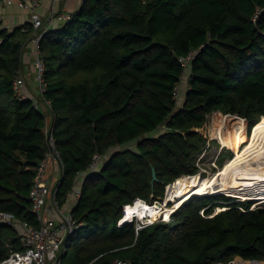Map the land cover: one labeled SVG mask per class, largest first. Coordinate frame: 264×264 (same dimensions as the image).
I'll list each match as a JSON object with an SVG mask.
<instances>
[{
	"label": "trees",
	"instance_id": "16d2710c",
	"mask_svg": "<svg viewBox=\"0 0 264 264\" xmlns=\"http://www.w3.org/2000/svg\"><path fill=\"white\" fill-rule=\"evenodd\" d=\"M33 35L31 23L0 28V211L39 226L29 195L51 136L61 207L83 178L71 207L82 224L62 264H264V207L252 201L194 195L169 219L119 225L126 205L162 200L167 185L199 173L209 114L245 118L249 135L264 116V0H84L40 41L36 99L14 90ZM95 154L104 161L92 170ZM20 232L0 223V262L23 249Z\"/></svg>",
	"mask_w": 264,
	"mask_h": 264
},
{
	"label": "built area",
	"instance_id": "2783aa9c",
	"mask_svg": "<svg viewBox=\"0 0 264 264\" xmlns=\"http://www.w3.org/2000/svg\"><path fill=\"white\" fill-rule=\"evenodd\" d=\"M16 4L19 8L30 13V23L34 30V35L31 40L35 46L37 83L39 91L42 93L45 91V83L42 77L45 71V64L40 50V41L50 26L53 27L58 21L65 22L70 20L72 13L65 14L53 11L46 22L39 13V7L41 6L40 0H18ZM259 12L260 11L255 15L254 20H257ZM196 54L197 50H193L186 57H182L180 59L182 64L187 67L192 59L195 58ZM26 78L27 76L22 70L18 72L15 78L14 90L19 97L29 96L28 92H26ZM180 93L181 87L179 86L175 92V97L177 99L179 98ZM47 104L49 103L47 102ZM36 106L39 107L38 102L36 103ZM46 131L48 132V130ZM48 140L51 150L46 154L45 158L38 166L34 184L29 195L39 226H34L27 222H21L12 214L0 211V223H7L21 230L20 240L23 246L22 250H16L11 247L9 256L1 261L0 264H62L60 256L65 252L67 239L75 229L82 224V222L77 221V219L73 217L71 214V206H69V204L73 201L75 203L80 197L81 187L75 186L73 191L70 192L67 202L61 207L56 198L57 189H55V187L52 189L51 182L46 177L49 159L51 157H58L53 137L49 136ZM103 160L104 159L101 155L95 154L91 169L94 170L98 166V163ZM137 200H135L133 204H135ZM261 204H264V201H262ZM130 205L131 204L124 207V215L119 221V225L124 223L123 219L126 215V209L127 206ZM132 219L133 217L130 220ZM153 222L140 221L138 227L140 228L152 224ZM114 264H131V262L129 260L116 259Z\"/></svg>",
	"mask_w": 264,
	"mask_h": 264
},
{
	"label": "bare ground",
	"instance_id": "6f19581e",
	"mask_svg": "<svg viewBox=\"0 0 264 264\" xmlns=\"http://www.w3.org/2000/svg\"><path fill=\"white\" fill-rule=\"evenodd\" d=\"M215 123L218 124L216 135L220 137L225 145L235 147L237 150L236 158L234 160L230 159V162L222 170L220 184L215 185L213 180L200 176L199 173L179 177L172 183L168 187L166 200L172 201L176 197H180L175 205L177 209L193 195L227 193L240 188H243L242 191L245 190V195H248H244V198L252 197L264 201V116L252 128L250 136H248L246 130L247 121L239 115H227L223 123ZM223 126L228 127V132L223 133L221 131ZM244 142H246L245 147H243ZM227 194L242 196L239 191ZM138 199L135 204L127 206L123 222H127L134 215L139 216L143 221L153 222L161 216L165 217L166 215L165 219L170 217L169 215L176 210L175 207H169L166 202L151 205L143 199ZM161 206H164L165 209L162 210Z\"/></svg>",
	"mask_w": 264,
	"mask_h": 264
},
{
	"label": "rangeland",
	"instance_id": "374dc122",
	"mask_svg": "<svg viewBox=\"0 0 264 264\" xmlns=\"http://www.w3.org/2000/svg\"><path fill=\"white\" fill-rule=\"evenodd\" d=\"M32 78L33 77H31V79ZM35 80L37 81V75H35ZM28 83H29V80H28V82L26 80V92H29ZM187 85H188V78L184 77L182 82L180 83L181 93L179 95V103H180L179 105H181L182 102L185 99V92H186V89H187ZM37 87L39 89V86H37ZM34 98H36V97H34ZM223 114L224 113H222L220 111H214V112H212L211 114L208 115V121H207L206 126L204 128L205 134L208 136V142H207L205 148L203 149V151L196 157V161H195L196 165L200 169V171H199L200 176L207 177V178L213 180L215 182V185L221 183V181H222V170L225 168L226 164H228L230 162L229 161L230 159L234 160L236 158V153H237V150L235 149V147L232 148V146H230V145H225L222 142V140L220 139V137L216 135L217 134L216 128H217L218 124L215 123V122L223 123V120H225V117L228 115V114L227 115H225V114L223 115ZM241 118H243V117H241ZM221 129H222L221 131L223 133L228 132V127H224L223 126ZM163 130H164V127L159 129V131H163ZM247 131H248V129H247ZM251 133H252V131H251ZM250 135L248 134V136H250ZM246 142L243 143V147H245ZM129 146L130 147H134V144H130ZM52 160H53V158L51 157L49 159L47 172H46V177L49 178V179L52 178V174H53L52 173V168H53V165H52L53 161ZM184 176H186V175H184ZM181 177H183V176H181ZM51 181H53V183L56 184L57 178H55L53 176V179H51ZM168 187H169V185L166 186L165 197L162 200L153 201V203H149V202H147V203H149L151 205L152 204L154 205L156 203L157 204L158 203H161V204L165 203V201H167L166 199H167ZM242 189L243 188L233 189V190H231V191H229L227 193H233L234 191H239V193H241V195L243 197L242 196H237V195H234V194H232V195L231 194H227V193H224V192L217 193L216 195H218V194L227 195V196L233 197L234 199H239V198H236V197H241V199H246V201H252L251 208H255V207H258V206H263L264 207V204H261V202H259L258 199H254L252 197L250 199H248L249 197L248 198H244V195L246 193L244 192L245 190L242 191ZM245 196H248V195H245ZM178 199H180V197H176L174 200H172L170 202V204H168V206L169 207H175L176 202H177ZM222 202L225 203V204L221 203V206H216L215 207V212L221 211V210L226 208V205H228V204H226V201H222ZM222 205H225V206H222ZM160 208L162 210L165 209L164 206H161ZM175 208L177 209V207H175ZM165 217H167V216L165 215ZM168 218H166V219H168ZM161 219H165V218L162 217V216L158 217L155 220V222L160 221ZM138 221L140 222L141 219H138L137 223H139ZM78 239L79 238H76L74 240L75 244L78 241ZM75 244L73 245V247L75 246ZM73 247H72V249L69 250V254L67 255V257L64 258V263H68V260L71 259ZM240 259H241L240 257H236L230 263H232V262H234L236 260L239 261ZM230 263H227V264H230ZM217 264H222V263H217ZM235 264H240V263L239 262H235Z\"/></svg>",
	"mask_w": 264,
	"mask_h": 264
},
{
	"label": "crops",
	"instance_id": "0c3cea01",
	"mask_svg": "<svg viewBox=\"0 0 264 264\" xmlns=\"http://www.w3.org/2000/svg\"><path fill=\"white\" fill-rule=\"evenodd\" d=\"M18 0H0V28H5L9 31H13L16 27H22L25 24H30V13L26 10H23L17 6ZM41 6L39 7V13L41 16L47 20L50 17L51 12L55 11L56 13H65V14H71L74 12H77L80 7L82 6V3L84 0H40ZM11 2V3H9ZM62 22H56L54 26H50L49 29H54L58 27ZM48 29V30H49ZM35 46L32 40H29L24 47L23 51V69L25 75L27 76L26 80L29 86V92L28 95L30 97H36L38 98V95L41 94L38 89V83L35 80V75L37 74L36 67H35ZM31 77H33L31 79ZM34 98V99H36ZM248 134V131H247ZM53 168H52V178L53 176L57 178V181L60 177V162L53 158ZM49 179V178H48ZM51 187L52 189L55 187L56 184L51 181ZM83 178L81 177L79 179L78 185L80 186L82 183ZM56 181V183H57ZM81 187V186H80ZM74 201L69 204V206H73Z\"/></svg>",
	"mask_w": 264,
	"mask_h": 264
},
{
	"label": "water",
	"instance_id": "95a60500",
	"mask_svg": "<svg viewBox=\"0 0 264 264\" xmlns=\"http://www.w3.org/2000/svg\"><path fill=\"white\" fill-rule=\"evenodd\" d=\"M231 115V114H230ZM183 133V132H182ZM159 181V178H158V176H157V172H156V169L153 167L152 168V180H151V182H152V184H154L155 182H158ZM171 184H169V186H170ZM214 194H217V193H214ZM214 194H210V195H214ZM206 195H208V194H206ZM194 196V195H193ZM166 202V204H170V202L171 201H165ZM187 202V201H186ZM186 202H184V203H186ZM184 203H182V204H184ZM179 208V207H178ZM177 210V209H176ZM175 210V211H176ZM172 215V213L170 214V216ZM247 262H249V261H247ZM258 264H260V263H258Z\"/></svg>",
	"mask_w": 264,
	"mask_h": 264
},
{
	"label": "clouds",
	"instance_id": "9594fccd",
	"mask_svg": "<svg viewBox=\"0 0 264 264\" xmlns=\"http://www.w3.org/2000/svg\"><path fill=\"white\" fill-rule=\"evenodd\" d=\"M236 198H239V199H236V200L246 201V199H241V197H236ZM248 199H250V198H248ZM137 201H138V200H137ZM259 202H262V200L259 199ZM163 217H164V216H163ZM137 218L140 219L139 216H137V215H134V216H133V219L136 220ZM133 219H132V220H133ZM138 219H137V220H138ZM132 220H128L127 222L132 221ZM141 221H143V220L141 219ZM154 222H155V221H154ZM154 222H153V223H154ZM124 223H125V222H124Z\"/></svg>",
	"mask_w": 264,
	"mask_h": 264
}]
</instances>
